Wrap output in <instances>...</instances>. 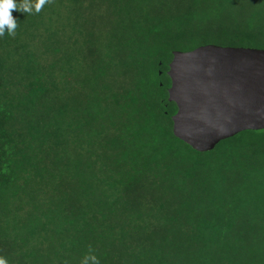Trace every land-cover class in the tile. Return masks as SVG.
Returning <instances> with one entry per match:
<instances>
[{
	"label": "trees",
	"instance_id": "obj_1",
	"mask_svg": "<svg viewBox=\"0 0 264 264\" xmlns=\"http://www.w3.org/2000/svg\"><path fill=\"white\" fill-rule=\"evenodd\" d=\"M19 2V0H17ZM0 37L7 264H264V130L177 139L173 53L264 51V0H54Z\"/></svg>",
	"mask_w": 264,
	"mask_h": 264
},
{
	"label": "water",
	"instance_id": "obj_2",
	"mask_svg": "<svg viewBox=\"0 0 264 264\" xmlns=\"http://www.w3.org/2000/svg\"><path fill=\"white\" fill-rule=\"evenodd\" d=\"M172 132L198 152L244 131L264 130V51L205 45L173 53Z\"/></svg>",
	"mask_w": 264,
	"mask_h": 264
},
{
	"label": "clouds",
	"instance_id": "obj_3",
	"mask_svg": "<svg viewBox=\"0 0 264 264\" xmlns=\"http://www.w3.org/2000/svg\"><path fill=\"white\" fill-rule=\"evenodd\" d=\"M54 0H0V37L7 31L8 35L15 36L18 27L17 20L13 17V11L33 14L39 13L42 8L53 3ZM0 264H7L5 258L0 257ZM81 264H100L89 246L88 254L81 260Z\"/></svg>",
	"mask_w": 264,
	"mask_h": 264
}]
</instances>
